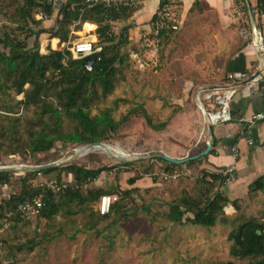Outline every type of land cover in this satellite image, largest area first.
Instances as JSON below:
<instances>
[{"label":"rangeland","instance_id":"rangeland-1","mask_svg":"<svg viewBox=\"0 0 264 264\" xmlns=\"http://www.w3.org/2000/svg\"><path fill=\"white\" fill-rule=\"evenodd\" d=\"M23 1L0 0V31L8 28L20 40L26 33L15 29L16 24L9 21V16ZM240 1L231 9V14L237 19L238 26L248 29V17L244 11L241 12L244 1ZM47 24L52 25V21L41 22L38 27L30 24L29 28L36 30ZM72 33L76 37L73 38ZM72 33L64 45L88 36L83 32ZM32 41L33 37H29L27 44H32ZM49 41L48 34L40 37L39 52H45L44 45L47 43L51 48ZM197 41L198 36L176 30L168 39L154 46V70H138L135 62L129 63L123 68V76L117 79L111 92L94 101L90 116L108 111L114 120L124 115L127 117L116 132L103 141L120 148L126 161L99 148L79 152L78 149L84 145L61 142L48 152L35 155L30 152L6 154L0 149V165L19 166L18 170L12 171L14 174L9 182L0 185V202L19 191L23 176L26 171H31L30 166L55 161L62 162L56 167L70 162L89 169L105 167L87 187H101L114 192L119 196L120 205L119 213L110 212L108 218L97 223L96 216L90 217L89 214L90 210L97 212V203L72 215L62 211L48 221L36 216L17 222L0 215V264H248L246 259L230 256L232 243L227 233L243 219L254 217L258 221L264 220L263 192H246L234 200L230 199L237 203L238 208L234 209L229 204L224 207V215L228 217L224 223L211 227L180 225L166 220L170 203L182 195H201L208 186L202 181L203 173L211 169L198 167L204 160L201 158L200 163L178 166L177 169L183 168L188 174L175 181H162L152 174L153 171L169 170L165 169V164L152 160L150 157L153 154L184 157L187 150L195 154L206 144V140L211 142L200 132V111L195 107L193 94L199 85H212L215 82L212 76L221 75L220 81L224 80V73L217 66L222 60L213 55V51L196 47ZM192 42L194 45H191ZM52 44L54 47L55 39ZM149 48L151 46L145 51L136 48V56L146 60L150 56ZM122 52L128 53V50L123 48ZM18 99H21L20 95L9 101L8 96L0 94V122L4 124L6 120L3 118L2 100L13 102ZM140 106L146 110L152 123H163L164 127L161 130L149 127L138 109ZM30 108L27 111L20 108L13 115H22L23 121L24 117L31 115ZM134 109L137 111L131 113ZM23 126L24 122H20V132ZM62 126L66 131L72 127L67 119L63 120ZM76 150L79 153H75ZM68 157L70 159L67 160ZM131 176L140 179L128 186ZM54 177V173H38L27 183L35 186ZM61 178L73 182L71 174H63ZM204 178L210 180L208 176ZM232 181L223 186H217L215 182L211 191L217 188L229 198L225 187ZM123 188L131 190L127 197H121ZM74 209L78 208L74 206Z\"/></svg>","mask_w":264,"mask_h":264},{"label":"trees","instance_id":"trees-1","mask_svg":"<svg viewBox=\"0 0 264 264\" xmlns=\"http://www.w3.org/2000/svg\"><path fill=\"white\" fill-rule=\"evenodd\" d=\"M166 0H162L160 5ZM236 3L238 0H235ZM245 2V0H243ZM256 8L264 12V0H255ZM54 2V3H53ZM59 3V4H58ZM134 8L116 3L106 6L102 3L90 7L85 3L75 0H24L18 3L9 16V21L16 24L15 29L24 32L23 40L13 31L5 28L0 31V94L12 101L14 96L20 95L21 99L13 102L2 100L5 123L0 122V149L3 153L16 154L30 152L45 153L57 143L71 145H86L88 143L103 142L110 134L116 132L120 124L127 119L124 115L114 120L108 111L90 116L91 107L99 97H105L113 89L114 83L123 76V68L133 63L134 60L128 53L122 52L128 44L124 36H108L106 30L110 22L126 20ZM245 9V8H244ZM42 10L52 21L51 26H41L31 30L29 25L38 27L42 20H34L32 14ZM85 21H96L94 32L97 35L95 46L100 45L97 53L81 57H72L64 45L55 50L46 44L45 52H39L40 37L48 34V38L59 39L60 43L68 41L69 35L78 31ZM92 25L84 24L83 32L91 31ZM124 29V27L122 28ZM175 32L168 27L159 34L158 43L168 39ZM73 38L76 37L72 33ZM33 37L32 44L28 45L27 39ZM56 44L57 41L55 40ZM98 57V59H96ZM92 61L91 70L85 67L87 61ZM30 116L13 115L21 108L24 111L31 109ZM17 109L13 112V109ZM146 124L152 129L161 130L164 124H154L146 110L140 106ZM134 109L131 113L136 112ZM64 119L71 122V130L63 129ZM20 122L24 126L20 132ZM212 149V148H211ZM209 149L207 154H211ZM201 151V150H200ZM200 153V152H199ZM156 154V153H155ZM187 159L183 163H173L152 155V160L165 164V169H174L178 166H189L200 163L201 158ZM124 165L126 163L123 162ZM105 167L89 169L85 166L70 162L60 167H49L40 170L26 171L20 189L16 194L8 195L0 203V215L8 205L16 201L26 200L28 197L40 193L43 206L38 217L50 220L62 211L68 215L76 214L86 207L96 204L103 194L114 193L101 187L90 188L88 183L96 180ZM219 171H205L203 176L210 180L202 181L208 184L201 195L192 197L182 195L170 203L166 212V220L177 224H194L195 226L211 227L216 223H224L228 217L224 215V207L228 204L234 209L238 208L235 201H229L227 196L214 188L222 184L226 176ZM50 175L61 182L63 174H71L73 182H68L66 187L59 192L47 189L44 186H31L28 180L36 174ZM12 171H0V185L9 182ZM138 176H131L127 185L131 186ZM130 189H121V197H127ZM255 191L264 193V176H260L248 185L247 193ZM78 209H74V206ZM118 200L112 203L110 212L119 213ZM109 212V213H110ZM108 214L90 210V217H95V223L108 218ZM12 220L22 222L19 218ZM92 227V226H91ZM227 238L232 243L230 256L246 259L248 264H264V220L258 221L254 217L240 221L234 229L227 233ZM9 264V263H3Z\"/></svg>","mask_w":264,"mask_h":264},{"label":"crops","instance_id":"crops-1","mask_svg":"<svg viewBox=\"0 0 264 264\" xmlns=\"http://www.w3.org/2000/svg\"><path fill=\"white\" fill-rule=\"evenodd\" d=\"M161 1L145 0L131 11L126 20L113 22L125 31L128 40L126 49L130 53L137 55L136 48L145 51L151 46L147 51L150 52L148 55H153L154 46L158 44V41L153 42L150 39L151 36L146 37V34L149 32L153 15ZM166 2L172 8L173 18L177 24L176 30L180 29L184 34L198 36L195 46L202 50L213 51V55H217L222 60L217 66L224 73L222 74L224 80L220 81L221 75L212 76L215 81L212 85H199L193 94L195 107L200 111V132L204 137L208 136L206 139L210 138L212 143L210 147L212 153H206V158H202L204 160H201L198 167L219 171L233 163L236 168L235 178L226 185L225 191L228 199L234 200L241 194H246L249 184L260 176H264V117L255 120L251 125L249 134L253 141L251 145H248L238 133L239 128L252 114L264 112V65L258 77L249 80L259 66L252 45L256 38L264 43V12L256 8L255 0H245L242 5L245 9L242 10L240 7V10L242 13L244 11L248 17L247 29L244 26H238L237 19L231 14V9L236 5L235 0H166ZM50 21L46 19L42 22ZM85 23L92 25L91 31L83 32ZM47 25L51 26V24ZM96 26V21H85L81 25V30L77 32H83L88 36L79 39L87 38L96 43L97 35L94 32ZM48 39L52 49L58 50L64 45L59 42V39H55L57 44L52 47L54 38ZM191 45H194L193 42ZM232 74L237 77L233 82L228 78V75ZM211 88H218L222 92L233 89V95L231 97V120L217 122L208 128L202 108L210 110L213 107V100L208 96ZM206 146V144L202 145L200 150L202 151ZM234 146L238 148L235 160L230 156V149ZM200 150L195 154L188 153L187 150L184 157L195 156ZM173 156L172 158H183Z\"/></svg>","mask_w":264,"mask_h":264},{"label":"built area","instance_id":"built-area-1","mask_svg":"<svg viewBox=\"0 0 264 264\" xmlns=\"http://www.w3.org/2000/svg\"><path fill=\"white\" fill-rule=\"evenodd\" d=\"M75 1H77L78 3L88 4L90 7L99 3H102L106 6H110L116 3H123L125 4V6L129 5L135 8L145 0H75ZM171 9H172L171 6L165 1L160 6H158L157 10H155L153 19L151 21V27L149 29V32L146 34V37H148V35L151 36L150 39H152L153 42L155 41L156 43L159 40L158 37L159 34L162 32V30H165L167 27L173 31L177 29V24L173 18ZM32 18L34 20H46L48 19V15L46 14V12L39 10L32 14ZM105 32L106 35L108 36L121 35L123 37L124 36L126 37L125 31H122L121 28L116 23L113 22L109 24L108 29ZM94 44H95L94 40L92 41L90 39L84 38V39L69 41L65 46L66 49L70 52L72 57H81L86 55L91 56L94 53H97L100 47L95 46ZM258 47L260 52L264 56V43L259 41ZM130 56L134 59L135 66L138 70H146L148 68L154 70L156 68V59L153 55L149 56L146 60H141L140 58H137L135 54L132 53H130ZM96 59H98V57ZM91 63L92 61L88 60L85 63V67L91 70L92 68ZM228 78L229 81L232 82L233 80L237 79V77L234 74L228 75ZM232 95H233V89H228L223 92L220 91L218 88H211L209 90L208 96L210 97L211 100H213V107L210 110H206L205 108H202L206 123L212 125L217 122H227L231 120L230 115H231ZM263 117H264V112H258L256 114H252L250 118L239 128L238 130L239 136L244 138L248 145H251L253 143L252 138L249 137L252 123L255 120L262 119ZM206 145H209V147H211L212 144L207 140ZM237 149L238 148L236 146L230 149V156L233 160H235L238 154ZM222 173L224 176H226V178L224 182L220 184V186H223L228 181L230 182L231 180H234L236 173V168L234 164L232 163L230 165H227L225 169L222 171ZM152 174L154 176H158L159 179L162 181H166V180L175 181L181 175H187L188 172L183 168H178V169L174 168L162 172L153 171ZM67 183L68 182L64 181L63 179L61 180V182H57L54 178H51L38 183V185L44 186L47 189H50L55 192H59L66 187ZM118 199L119 196L115 193H108L101 195L97 201V211L99 212V214L101 215L108 214L110 212L112 203H114ZM42 206H43L42 195L38 193L28 197L26 200H23L21 202L20 201L13 202L12 204L5 207L6 209L2 214L4 218L7 219L19 218L21 221H27V219L29 218L39 216Z\"/></svg>","mask_w":264,"mask_h":264},{"label":"water","instance_id":"water-1","mask_svg":"<svg viewBox=\"0 0 264 264\" xmlns=\"http://www.w3.org/2000/svg\"><path fill=\"white\" fill-rule=\"evenodd\" d=\"M259 40L256 38L254 39L253 41V49H254V52H255V55L257 57V60H258V63H259V66L258 68L253 72V74L250 76L249 80H252L256 77H258V74L260 72V70L262 69L263 65H264V59H263V54L260 52L259 50ZM207 127L210 128V124L207 123ZM106 143L105 142H95L94 144H86L84 145L83 147L87 148V149H92L94 148L95 146H105ZM80 149V148H79ZM210 149L209 145H207L205 147V149H203L202 151H200L199 154L197 155H192V156H188V157H183V158H172L170 156H167V155H161L159 153H156V154H153L154 156H159L160 158H162L163 160H166V161H169V162H173V163H183L185 160L187 159H196V158H199L200 156L202 155H205L208 150ZM76 153V152H75ZM120 159L124 160L123 158L119 157ZM70 159V157L67 158V160ZM126 161V160H124ZM62 163V162H61ZM60 162H56L53 161V162H49V163H46V164H43V165H35V166H30L29 169L30 170H40V169H45V168H49V167H52V166H58L61 164ZM19 168L15 167L14 165H0V171H14V170H18Z\"/></svg>","mask_w":264,"mask_h":264},{"label":"bare ground","instance_id":"bare-ground-1","mask_svg":"<svg viewBox=\"0 0 264 264\" xmlns=\"http://www.w3.org/2000/svg\"><path fill=\"white\" fill-rule=\"evenodd\" d=\"M52 47H53V44H52ZM94 148H99V149H102V150H105L106 152L109 153V155H113V156H117V157H122V156H125L124 153L120 150V148L118 147H113L111 145H108L106 144L105 146H95ZM87 148L85 147H82V149H78L79 152H86ZM77 150H76V153H79ZM123 158V157H122ZM15 167L19 168V166H16L14 165Z\"/></svg>","mask_w":264,"mask_h":264}]
</instances>
